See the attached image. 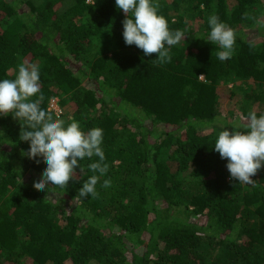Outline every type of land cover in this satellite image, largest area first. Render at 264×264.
Returning <instances> with one entry per match:
<instances>
[{"label": "trees", "instance_id": "trees-1", "mask_svg": "<svg viewBox=\"0 0 264 264\" xmlns=\"http://www.w3.org/2000/svg\"><path fill=\"white\" fill-rule=\"evenodd\" d=\"M153 2L185 33L162 65L125 44L115 0H0V80L36 64L42 109L57 99L59 119L102 128L109 166L98 198L78 194L99 175L88 168L96 156L79 161L67 187L37 191L47 165L23 154V122L0 115V264H264V166L256 186L239 183L214 150L221 131L246 130L220 114L235 96L220 81L264 86L263 28L259 43L240 32L264 0ZM213 14L236 32L230 60L208 39ZM244 95L264 114V91Z\"/></svg>", "mask_w": 264, "mask_h": 264}, {"label": "clouds", "instance_id": "clouds-1", "mask_svg": "<svg viewBox=\"0 0 264 264\" xmlns=\"http://www.w3.org/2000/svg\"><path fill=\"white\" fill-rule=\"evenodd\" d=\"M118 9L126 14L122 21L123 39L127 46L135 45L145 56L157 54L156 62H171L170 48L185 37L182 30H170L168 21L158 15L159 4L153 0H115ZM245 18H248L245 14ZM211 28L208 39L218 44L216 53L220 61L230 60L234 54L236 32L220 21L215 14L208 19ZM167 45V47H166ZM40 71L36 64H20L15 79L0 80V115L11 114L22 121L19 139L29 143V150L23 153L30 160L42 158L47 165L38 182L33 183L37 191H45L49 184L67 187L75 169L80 168L79 161L98 157L97 162L88 168L93 173L78 190L79 197L93 199L99 197L96 185L101 176L108 171L105 154L101 147L103 129L92 128L87 132L81 129L78 121L53 118L49 111L42 109L44 101L41 91ZM36 97L35 99H32ZM246 130H223L214 144L215 152L221 159L228 161L226 167L230 179L239 183L256 186L250 177L264 166V114L259 118L255 111L243 117ZM104 188L111 186L110 180H104Z\"/></svg>", "mask_w": 264, "mask_h": 264}, {"label": "rangeland", "instance_id": "rangeland-1", "mask_svg": "<svg viewBox=\"0 0 264 264\" xmlns=\"http://www.w3.org/2000/svg\"><path fill=\"white\" fill-rule=\"evenodd\" d=\"M233 3L229 2L228 6H232ZM200 23L194 26L192 24L193 30H198ZM263 28L264 33V9H262L259 14L258 18L253 24L249 26H243L240 32L246 39L253 40L255 43H259L261 41L260 36L261 33L258 32L259 28ZM90 87V84H87ZM249 87L254 88L260 92L264 91V86L260 87L259 85H250L249 82H246L240 78H236L234 75H231L225 79H222L218 85V89L224 93V95H235L234 97H230L229 100H224L221 102V106L219 108L220 114L227 120L228 123H234L239 121H244L243 117L247 113L245 111H259L260 107L256 105L248 106L246 102V98L244 93ZM57 101V99H55ZM66 113H70L69 108L66 106L65 110ZM158 130H163V126L157 128Z\"/></svg>", "mask_w": 264, "mask_h": 264}, {"label": "built area", "instance_id": "built-area-1", "mask_svg": "<svg viewBox=\"0 0 264 264\" xmlns=\"http://www.w3.org/2000/svg\"><path fill=\"white\" fill-rule=\"evenodd\" d=\"M48 110L51 111L55 117H60V115L62 114L61 109L58 107L57 101L55 99L50 101Z\"/></svg>", "mask_w": 264, "mask_h": 264}]
</instances>
